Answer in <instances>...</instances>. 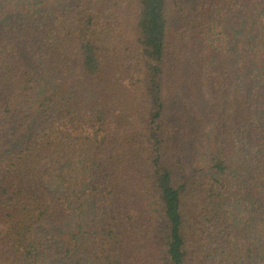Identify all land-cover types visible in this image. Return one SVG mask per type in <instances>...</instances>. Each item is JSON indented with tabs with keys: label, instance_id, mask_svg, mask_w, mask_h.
Returning <instances> with one entry per match:
<instances>
[{
	"label": "trees",
	"instance_id": "trees-1",
	"mask_svg": "<svg viewBox=\"0 0 264 264\" xmlns=\"http://www.w3.org/2000/svg\"><path fill=\"white\" fill-rule=\"evenodd\" d=\"M0 264H264V0H0Z\"/></svg>",
	"mask_w": 264,
	"mask_h": 264
},
{
	"label": "rangeland",
	"instance_id": "rangeland-1",
	"mask_svg": "<svg viewBox=\"0 0 264 264\" xmlns=\"http://www.w3.org/2000/svg\"><path fill=\"white\" fill-rule=\"evenodd\" d=\"M258 41V40H257ZM261 42V41H260Z\"/></svg>",
	"mask_w": 264,
	"mask_h": 264
}]
</instances>
